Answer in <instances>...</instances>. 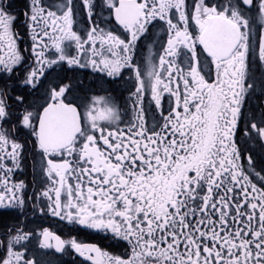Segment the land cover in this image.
I'll return each instance as SVG.
<instances>
[{"label":"snow or ice","instance_id":"snow-or-ice-1","mask_svg":"<svg viewBox=\"0 0 264 264\" xmlns=\"http://www.w3.org/2000/svg\"><path fill=\"white\" fill-rule=\"evenodd\" d=\"M157 26L164 38L152 41ZM257 61L264 0H0V208L34 200V211L127 242L125 258L41 230V248L70 247L90 264H264V160L240 143L264 149V100L259 115L245 112L257 88L264 97ZM65 64L131 73L132 118L112 96L82 112L52 77ZM41 86L43 103H27L23 89ZM29 137L47 180L31 197L13 179ZM32 235L5 232L0 264H37L17 249Z\"/></svg>","mask_w":264,"mask_h":264},{"label":"flooded vegetation","instance_id":"flooded-vegetation-1","mask_svg":"<svg viewBox=\"0 0 264 264\" xmlns=\"http://www.w3.org/2000/svg\"><path fill=\"white\" fill-rule=\"evenodd\" d=\"M50 3H57L59 0H49ZM17 8L23 9L26 0H13ZM107 16V13L104 14ZM77 30L85 27V22L81 17H77ZM114 23V22H113ZM259 23V22H258ZM105 26V25H101ZM109 27L111 25H108ZM164 34L160 31L159 26L152 30V41L161 40ZM24 42L30 45L28 37H24ZM22 43V47L25 46ZM66 51L69 55H76L75 45L66 44ZM157 51V48H153ZM141 54L147 55V50L143 47L137 50V62H140ZM253 73L257 80L264 76V67L259 65V62L252 64ZM52 77L56 78L58 82L70 84L72 91L68 94V99L73 100L83 112L85 107L91 103L93 97L96 96H112L117 99L122 111L127 109L122 117L125 124L132 118V111L130 102L127 100L128 91L131 87L133 79L131 73L124 72L123 79H113L107 77L105 73L96 71L90 67L88 68H69L66 64L63 66H56ZM48 81H45V86ZM27 95V103L38 105L44 100V86L37 88L35 91L31 89H23ZM14 95L21 94V91L13 93ZM264 97L260 95L259 88L257 92L252 95L245 107L246 116L251 118L252 112L259 115L260 103ZM167 107V103H165ZM148 122L151 125L152 116L148 114ZM121 124L120 127H124ZM245 141L247 143L245 144ZM240 143L246 148L252 150V155L256 160H264V149L255 140H248L246 137L240 136ZM247 154V153H246ZM242 163H245L242 161ZM258 170V169H257ZM16 181L23 180L27 186L26 195L31 197L38 194L40 190L47 184V180L41 172V157L39 151L34 148V141L31 137L28 138V143L25 147L24 159L20 169L16 170L13 175ZM37 201L29 200L26 207L12 211L10 209L0 208V253L4 252V243L6 241L5 232L10 231L15 227L23 228L24 231L32 232L33 235L28 241H22L21 245H17V249L27 252V258L35 259L37 264H90L84 257H81L70 247H66L63 252L56 251L55 247L41 248L40 247V232L43 228H48L56 235H59L64 240L75 238L78 242L87 244H96L102 250L113 255H121L125 258L130 254L129 246L126 241L120 238L113 237L109 233L93 230L78 223H69L59 217H53L50 214L40 213L38 210L34 211L33 206ZM40 206H43L42 204ZM14 234V233H13ZM55 242L53 241V244Z\"/></svg>","mask_w":264,"mask_h":264}]
</instances>
